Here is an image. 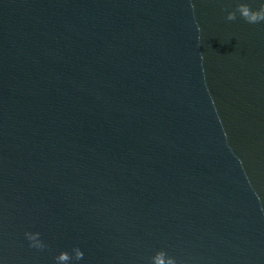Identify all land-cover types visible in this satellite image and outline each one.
Here are the masks:
<instances>
[{
	"label": "water",
	"instance_id": "95a60500",
	"mask_svg": "<svg viewBox=\"0 0 264 264\" xmlns=\"http://www.w3.org/2000/svg\"><path fill=\"white\" fill-rule=\"evenodd\" d=\"M262 12L0 0V264H264Z\"/></svg>",
	"mask_w": 264,
	"mask_h": 264
},
{
	"label": "clouds",
	"instance_id": "9594fccd",
	"mask_svg": "<svg viewBox=\"0 0 264 264\" xmlns=\"http://www.w3.org/2000/svg\"><path fill=\"white\" fill-rule=\"evenodd\" d=\"M226 19L228 20L234 19V14L229 12L226 16ZM248 19H249V22H255L257 19H264V12L260 14H253L249 16ZM169 264H174V262L170 260Z\"/></svg>",
	"mask_w": 264,
	"mask_h": 264
}]
</instances>
